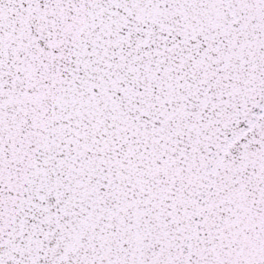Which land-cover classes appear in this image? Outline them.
Instances as JSON below:
<instances>
[{
	"label": "snow or ice",
	"instance_id": "1",
	"mask_svg": "<svg viewBox=\"0 0 264 264\" xmlns=\"http://www.w3.org/2000/svg\"><path fill=\"white\" fill-rule=\"evenodd\" d=\"M0 264H264V0H0Z\"/></svg>",
	"mask_w": 264,
	"mask_h": 264
}]
</instances>
